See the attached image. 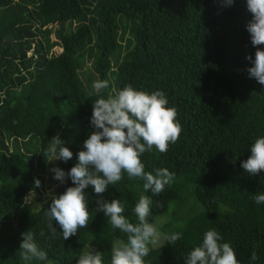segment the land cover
I'll return each instance as SVG.
<instances>
[{"label":"trees","instance_id":"16d2710c","mask_svg":"<svg viewBox=\"0 0 264 264\" xmlns=\"http://www.w3.org/2000/svg\"><path fill=\"white\" fill-rule=\"evenodd\" d=\"M250 20L246 0H0V264H24L19 248L27 231L47 253L31 264H76L91 249L110 264L112 244L126 236L95 211L100 197L92 187L84 190L88 227L64 240L54 221L57 234H50L45 212L53 195L74 186L71 179L58 180L43 197L34 181L42 184L52 163L44 151L54 136L73 152L55 168L67 173L77 163L95 130L93 102L129 84L163 91L182 126L166 153L142 156L146 171L175 173L160 195L126 174L103 194L125 203L132 222L139 197H151L149 221L160 239L146 264H186L210 229L233 247L239 264H264V204L254 202L264 193V172L253 176L241 167L264 137V86L247 71L246 57L256 51ZM100 80L109 87L97 93ZM166 223L182 233L175 244L161 232Z\"/></svg>","mask_w":264,"mask_h":264},{"label":"clouds","instance_id":"9594fccd","mask_svg":"<svg viewBox=\"0 0 264 264\" xmlns=\"http://www.w3.org/2000/svg\"><path fill=\"white\" fill-rule=\"evenodd\" d=\"M235 0H221L224 6H231ZM251 20L247 24L251 43L256 48L255 58L247 56L252 66L248 68L251 78L264 86V0H246ZM109 87L108 80L95 81L93 88L97 93ZM168 99L161 90L151 93L137 90L131 84L126 85L116 94L107 98H98L93 102L90 124L95 129L83 142V150L77 155V163L65 173L60 168H53L54 178L61 181L65 177L71 179L74 186L58 196L51 197V204L45 212L50 234L55 237L59 225L64 240L77 235L82 228H87L90 219L88 199L85 189L89 186L100 197L95 211L103 212L113 229L119 230L126 240H117L111 247L110 264H146L150 245L160 239L157 227L149 221L152 215V199L141 195L135 203L133 213L136 222H132L123 213L125 203L120 199L110 202L103 199V194L110 185H116L127 175L129 180L143 181L145 192L160 195L175 179V173L167 168H157L154 172L145 170L142 156L153 149L166 153L170 144H175L182 132L177 119V110L168 107ZM44 156L49 162L62 160L67 162L73 158V152L65 146L59 135L52 137ZM251 155L241 163V167L249 175L264 172V137L257 138L250 147ZM35 187H41V181L35 179ZM256 204H264V193L254 196ZM43 235V232L41 233ZM20 257L24 264L35 260H46L47 253L34 239L31 231L22 233ZM182 239L181 232L166 236L168 244H175ZM221 234L215 230H207L203 241L194 247L186 257V264H239L233 247L222 242ZM251 259H257L253 251ZM76 264H104L102 252L89 250L79 254Z\"/></svg>","mask_w":264,"mask_h":264},{"label":"rangeland","instance_id":"374dc122","mask_svg":"<svg viewBox=\"0 0 264 264\" xmlns=\"http://www.w3.org/2000/svg\"><path fill=\"white\" fill-rule=\"evenodd\" d=\"M55 166H56V160L52 161V163H50L48 167L46 168L45 174H42L43 182L41 184V187H39V191H38L40 197L49 196L51 193V190L54 188L55 185H57L58 180L54 178L55 174L51 171V169L55 168ZM166 220L167 218L165 217L164 222H166ZM165 225H168V224L167 223L163 224L164 227L162 228L161 232L163 231L165 234L172 233L173 229ZM148 256L145 258V260L148 259ZM51 264H58V263L52 260Z\"/></svg>","mask_w":264,"mask_h":264}]
</instances>
